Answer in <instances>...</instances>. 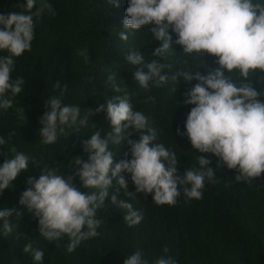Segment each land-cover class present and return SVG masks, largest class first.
Masks as SVG:
<instances>
[{
    "label": "trees",
    "instance_id": "16d2710c",
    "mask_svg": "<svg viewBox=\"0 0 264 264\" xmlns=\"http://www.w3.org/2000/svg\"><path fill=\"white\" fill-rule=\"evenodd\" d=\"M25 2L0 0V14L23 12L21 5ZM44 2L51 4L55 15L46 8L35 15ZM118 4L116 7L112 0H36L31 10L34 23L31 50L14 58L11 73L13 80L23 78V90L15 97L8 93L13 106L0 109V137L7 141L0 146V165L17 152L30 157L28 170L21 172L12 185L0 193V209L15 208L20 212V215L14 212L8 218L14 225L11 233L5 236L0 231V264H35L31 253L23 252V246L29 242L33 248L44 252L42 264H123L124 259L136 251H141L142 260L147 264H155L156 259L165 255V246L169 249L167 255L176 264H264V175L251 183L237 182L235 170L226 166L216 169L217 157L193 149L187 136L177 134V129L186 132V118L194 105L183 103L184 94L197 81L189 84L181 79L173 84L169 79L161 87L150 84L145 90L134 79V72L142 65L129 64L126 54L136 51L144 56L145 63L158 59L170 65L164 70L169 76L177 70L206 74L218 66L216 58L207 54L202 57L195 53L185 54L175 43L163 58L153 57L152 52L161 43L153 39L150 31L153 25L143 26L140 30L123 29L128 0H118ZM121 31L127 33V41L119 38ZM169 32L174 41L176 35ZM84 49L87 50V62L79 54ZM4 55L7 53L0 51V56ZM228 75L238 86L244 82L238 71ZM109 76L127 91L133 110L142 112L148 118L149 126L156 129L154 143L163 144L175 153L179 175L187 169L198 168L196 158L204 155L211 160L209 166L216 169L218 180L216 183L205 180L203 197L199 200H188L181 189L175 205H157L152 194L137 193V199H131L121 190L118 198L132 203L133 208L142 213V221L129 227L123 220L126 210L118 209L106 200V206L96 213V219L102 221L97 228L99 235L82 241L74 252L68 253L65 247L68 237L49 242L41 236L38 219L26 206L19 204V199L30 187L27 179L39 178L45 165L57 168L65 176L73 175L78 167L74 158L88 160L82 141L96 131L101 132V138L112 131L106 119L107 101L123 92L113 91ZM56 81H60L61 87L67 84L63 103L79 107L80 119L88 110L94 111L100 105L105 106V111L89 115L88 123L79 126L78 131L75 127H65L55 143L43 144L39 121L47 110L44 102L60 94L59 89L53 88ZM248 82L262 93L259 99L264 101V72L250 73ZM149 97H154L155 101ZM124 135L128 139L139 138V133L131 129ZM109 147L114 153V161L131 158L130 155L125 157L129 150L127 139L117 145L110 143ZM125 177L128 191L134 192L129 174ZM73 183L82 192L94 191L83 188L78 176ZM117 188L119 185L114 181L110 195ZM2 224L0 221V228Z\"/></svg>",
    "mask_w": 264,
    "mask_h": 264
},
{
    "label": "clouds",
    "instance_id": "9594fccd",
    "mask_svg": "<svg viewBox=\"0 0 264 264\" xmlns=\"http://www.w3.org/2000/svg\"><path fill=\"white\" fill-rule=\"evenodd\" d=\"M36 0H26L21 5L23 12L0 14V51L7 55L0 56V109L7 110L13 106L12 97L22 92L24 80L21 77L12 79L16 57L31 50L34 39V23L31 10ZM112 4L119 7L118 0ZM55 15L51 4L44 2L42 8ZM125 30H140L143 26L150 28L153 39L160 45L152 52L153 57L163 58L172 49L173 43L180 45L185 54H205L215 57L218 65L206 74L199 71L177 70L174 74L165 73L170 65L152 59L145 63L140 52L130 51L126 60L131 65H142L134 72V79L141 88L161 87L169 79L176 84L182 79L185 83L197 81L184 94L186 105H194L186 118V135L193 149L199 153L212 154L217 157L216 169L226 166L235 170L237 182L251 183L253 179L264 175V101L248 82L250 73L264 72V2L259 0H128L125 17L122 21ZM169 30L176 35L173 36ZM119 38L128 40L125 31ZM88 60L87 50L79 53ZM186 63V62H185ZM147 69L145 72L144 69ZM238 71L243 78L239 86L228 75ZM227 72V75L225 74ZM115 95L107 101L106 119L110 122L111 132L101 138L96 131L89 139L82 141L83 151L88 160L74 158L77 167L75 173L65 176L55 167L45 165L39 178L29 177L28 187L20 196L19 204L26 206L38 219V231L49 242L58 241L65 236L69 242L66 251L72 253L84 240L99 235L97 228L102 221L96 219L97 210L106 206L110 200L118 209L126 210L123 220L129 227L138 225L143 215L133 208L132 203L119 199V192L137 199V193L152 194L157 205H175L182 194L191 199H202L205 180L216 183L217 178L211 160L204 155L197 156L199 167L185 170L178 174L177 158L174 152L163 144L154 143L157 131L150 127L148 118L139 111H134L130 96L126 90L116 85L112 76ZM54 90L59 95L51 96L44 102L47 109L40 118L39 136L43 144H53L58 134L65 127H75L88 123L89 115L105 111L100 105L94 111L80 119V108L63 103V96L68 87H61L56 81ZM155 101L154 97L148 98ZM147 102V101H146ZM131 129L138 132V139H128L124 134ZM127 139L129 150L125 157L130 159L114 161L110 143L117 145ZM7 141L0 137V146ZM30 157L17 152L13 158L5 159L0 165V193L12 185L18 175L28 170ZM33 163H36L33 161ZM129 178L135 187L128 191ZM78 176L85 189L94 191L82 192L73 180ZM119 185L110 195L113 182ZM179 186V188H178ZM227 186V185H226ZM20 215L15 208L0 209V221L3 222L2 234L7 236L14 225L8 218L13 213ZM24 253H31L35 264H42L44 252L33 248L31 242L23 246ZM169 249L163 248L165 255L156 259L155 264H176L168 256ZM123 264H147L142 260L141 251H136L124 259Z\"/></svg>",
    "mask_w": 264,
    "mask_h": 264
}]
</instances>
